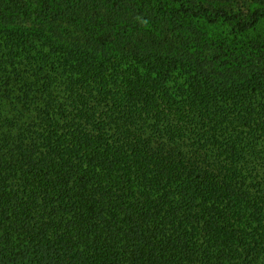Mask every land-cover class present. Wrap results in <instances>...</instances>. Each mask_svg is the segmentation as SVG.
Instances as JSON below:
<instances>
[{"label":"trees","instance_id":"obj_1","mask_svg":"<svg viewBox=\"0 0 264 264\" xmlns=\"http://www.w3.org/2000/svg\"><path fill=\"white\" fill-rule=\"evenodd\" d=\"M161 20L231 43L152 56ZM261 24L197 0L0 1V264H264V33L240 40Z\"/></svg>","mask_w":264,"mask_h":264},{"label":"rangeland","instance_id":"obj_2","mask_svg":"<svg viewBox=\"0 0 264 264\" xmlns=\"http://www.w3.org/2000/svg\"><path fill=\"white\" fill-rule=\"evenodd\" d=\"M1 2H4L6 0H0ZM45 0H30V2L34 3V6H36V3H41ZM50 2H55L56 0H49ZM198 2H204L207 5L211 7H224L225 9L229 11H237V10H243L244 12H251L253 10H258L260 7L264 6V0H197ZM104 20L98 19L95 20L93 24H90L89 29H85L84 34L87 36L88 41H100V36H109L110 31L108 27L110 28L111 25H108V22L113 20V14L108 15L105 12L102 13ZM115 17V16H114ZM63 24V23H62ZM177 24V22H176ZM64 27L71 28L72 30H76V32L83 31V29H80L81 27L75 26L74 24L69 25L65 24ZM192 27V26H191ZM99 30L100 35L95 37L96 33ZM231 32V29L228 26H212L206 23H201L194 27L193 29H187V28H177L176 25L173 22H169L166 24L164 21L161 20L159 24V29L157 30V33L154 34L152 38V43L150 44L151 50L149 53L152 56H166L168 51L170 54H173L174 57L179 58V54L181 51L186 50V48L190 47L189 45L184 44V41H192L195 39H199V46L201 48L197 51L190 50V55L192 58L200 57V56H209L212 54V50L214 49L213 43L215 42L216 45L219 41L225 40L228 43H231L229 33ZM264 33V24H261L255 31L250 33L249 36L245 38H240V40L244 43L249 42L251 39H259L260 36ZM139 36L133 35L128 33L126 35L125 44H133L137 45L139 47ZM113 40V39H110ZM105 41V40H101ZM116 41V40H115ZM109 42V41H108ZM154 44H156L154 46ZM122 45V48L123 46ZM121 47V46H119ZM118 47V48H119ZM122 48L118 51H115L113 54L114 60H118L119 58L124 59L127 61L126 56L130 55L124 53L122 51ZM193 54V55H192ZM123 56V57H121ZM110 58V55L108 56ZM227 60V59H226Z\"/></svg>","mask_w":264,"mask_h":264}]
</instances>
